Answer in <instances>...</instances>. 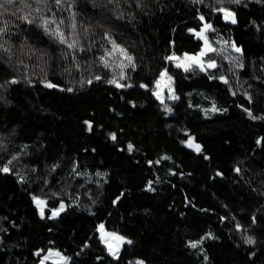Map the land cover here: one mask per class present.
I'll use <instances>...</instances> for the list:
<instances>
[{
    "label": "trees",
    "instance_id": "16d2710c",
    "mask_svg": "<svg viewBox=\"0 0 264 264\" xmlns=\"http://www.w3.org/2000/svg\"><path fill=\"white\" fill-rule=\"evenodd\" d=\"M27 2L32 24L18 19L19 3L0 9L9 25L0 36L9 49L0 48V167L17 157L0 171V264H38L51 248L65 264H264V119L245 111L264 117V0L225 3L236 24L214 10L216 0ZM41 15L63 20L60 30L77 46L47 34ZM201 15L214 29L215 51L205 57L217 66L184 71L165 57L202 49L190 31L201 30ZM108 37L134 66L107 56ZM165 69L178 96L170 112L155 95ZM213 104L220 110L207 115ZM34 196L47 201L43 217ZM100 224L132 243L114 257Z\"/></svg>",
    "mask_w": 264,
    "mask_h": 264
},
{
    "label": "snow or ice",
    "instance_id": "6c2138e0",
    "mask_svg": "<svg viewBox=\"0 0 264 264\" xmlns=\"http://www.w3.org/2000/svg\"><path fill=\"white\" fill-rule=\"evenodd\" d=\"M34 2L37 5H46L48 0H34ZM54 4L59 7L61 6L65 0H53ZM111 2V0H110ZM194 3H203L204 0H193ZM243 2V0H216L217 5H220L218 7H215V11L218 13L222 14V18L225 21H230L232 24H236L237 23V19H236V12L233 11L230 7H224L223 5L225 3L229 4V5H239ZM17 3H19L20 5H22V7H20L18 9V11L21 13V15L18 16V19L22 20L23 22H26L27 24H32L34 22V19H30V15L31 12L27 13V14H23L24 12V7H31L30 4H28L27 0H3V2H0V9H4L5 11H7L5 5H16ZM137 5H139L140 0H136ZM35 12L40 13V8L36 7L34 9ZM4 13L0 12V16H2ZM12 15H16V13H12ZM54 16V14H53ZM199 19L204 22L202 25V28L200 31H196L195 29H190V31L195 32V34L202 38L204 40V48L196 55H188L187 53H185L183 55V58L176 56V55H171L168 57H165V59L167 60H173L176 61V67L178 68H182L184 71H189L191 70V68L193 67V65L197 66L201 71H206L209 68H215L217 65L215 63V60H208V61H204L203 57H205L209 52H214L215 49L209 44L208 42V37L205 35V33L209 30H213V26L211 23H209L206 18L201 15L199 17ZM75 20V15L73 14V21ZM63 23V20L59 21V23H57V20L54 18H45L43 17V15H41L40 17V27H42L44 29V31L49 34L50 36L54 37L55 39H57L59 41V43L61 44H66L67 47L69 49L75 48L77 46V41L73 40L71 43L68 42L65 33L63 31L60 30L59 28V24ZM50 25H56L55 28H50ZM71 27L73 29L76 28V24L75 22L72 23ZM8 30H9V25L8 22L5 20L2 23H0V36H4L6 34H8ZM107 36V34H106ZM109 42L111 43L112 47L111 50H106V54L107 56H112L114 53H119L122 57H124L130 64H133L134 66V57L132 55H130L127 51V49H125L122 45L117 44L116 41L114 39H111L110 37H108ZM233 47H235V44L233 43ZM0 48L3 49V51L8 52L9 49L4 48L3 45H0ZM235 51L236 52H242V49L239 47H235ZM102 62H104L105 67H108V61L105 59V57H101L100 58ZM125 65L123 64V62L121 61L119 67L123 68ZM240 67H243V65L241 64ZM121 77H123V73H121ZM159 79L156 81V87H157V92L155 93V95L157 96L158 99L161 100V103H163V97L161 95V87L163 85V87H166L168 89V91H172L171 88V82H172V77L168 74V70L165 69L163 71H161L159 73ZM165 78H167V82H165ZM215 78V77H212ZM96 80H100L101 77L100 76H96L95 77ZM219 79H221L225 84L228 83V80L226 77L224 76H220ZM110 84H114L116 87L121 88V87H130L131 85H126L123 83H120L118 81V79L113 78L111 80L107 81ZM11 83H17L16 80L11 81ZM87 83H92V80H88ZM47 87L49 88H53V87H57V85L52 84L50 81L47 82L46 84ZM141 87H148V85H141ZM73 89L69 88L67 89V91H72ZM233 95H235V93H233ZM171 99H178V97H176L175 95L170 96ZM249 100H251V96L248 97ZM212 111H217V109L215 108V106H213V108L211 109ZM245 111L248 113L249 116H251L253 119H264V117H256L251 109H245ZM87 123V122H86ZM89 130H91V125L89 124ZM111 138L113 140L116 139V135L113 133L111 134ZM194 139V138H193ZM193 139H190L187 143L189 147H194L195 150L197 152L201 151V146L199 144H194L193 143ZM264 139V138H262ZM133 149V145L129 144L128 145V150L131 151ZM167 159V157H165ZM17 157L13 156L11 157V159H9L7 162H5L3 164V167H0V171L2 172H10L12 169L9 167V165L12 164L13 160H16ZM156 163H159V161H156ZM73 171H75V169H73ZM237 172L240 171L239 168L236 169ZM17 175H19L17 173ZM99 175V173H98ZM23 179V177H21V180ZM149 188H151V182H149ZM34 202L36 203L37 207L40 210V215L43 217L44 216V212H45V208L47 207V201L38 197V196H34L33 197ZM65 209V204L63 202H61L59 204L58 208H52L51 209V213H52V217H56L58 216L62 211H64ZM253 222H255V218H253ZM237 228H240V225L237 224ZM99 231L101 233V238L104 239L105 243H108V251L115 257L117 256V253L119 251V244L122 243H128L131 244L132 241L131 240H126L125 237L123 236H119L114 232H106L105 231V226L104 224H100L99 225ZM209 238H211V233L208 234ZM109 240H113L116 241L117 244L114 246L112 243H109ZM189 246L192 248H197L199 245H201L203 243V239L199 240V241H189ZM246 243L252 244L255 243V241L252 239V237H247L246 238ZM43 251V250H41ZM41 253L37 252L36 255L39 256ZM53 255L60 257L63 260H67V257H63L61 255V253L59 252H55L53 253L51 250H49L47 255H44L40 264H44V261L49 260ZM135 264H144V261H136Z\"/></svg>",
    "mask_w": 264,
    "mask_h": 264
},
{
    "label": "rangeland",
    "instance_id": "374dc122",
    "mask_svg": "<svg viewBox=\"0 0 264 264\" xmlns=\"http://www.w3.org/2000/svg\"><path fill=\"white\" fill-rule=\"evenodd\" d=\"M227 22H230V21H227ZM196 31H200V30H196ZM205 35L208 37L207 32L205 33ZM197 37H198V36H197ZM199 38H200V37H199ZM203 41H204V40H203ZM208 42H209V44H210L212 47H214V46L212 45V43H211L209 37H208ZM235 47H239V46L235 45ZM235 47H234V48H235ZM203 48H204V44H203V46H202V49H203ZM239 48H241V47H239ZM202 49H201V50H202ZM201 50H200V51H201ZM200 51H199V52H200ZM199 52H197V53H195V54H192V53H187V54H188V55H196V54H198ZM176 56H178V55H176ZM181 58H183V56H181ZM203 60H204V61H208V60L206 59V57H203ZM215 63H216V62H215ZM165 82H167V78H165ZM171 88H172V91H171V92L168 91V89H167L166 87H163V85H162V87H161V89H160V91H161V95H162V97H163V101H164V102H163L164 108H165L167 111H169V112L171 111L170 103H171L172 101L176 100V99H171L170 96L175 95L176 97H178L177 94H176V91H175L173 78H172V82H171ZM155 91L157 92V87H156V90H155ZM213 106H215V108H216L217 110H220L219 106H217L216 104H213V105H211L210 107H208V108L205 109V112H206L207 115H212L213 113L216 112V111H212V110H211V109L213 108ZM64 204H65V203H64ZM65 207H66V204H65ZM57 208H58V207H57ZM44 215H45V212H44ZM51 216H52V213H51ZM105 231H106V232H114V233H116V234L119 235V236H123V235H121V234L118 233V232H115V231H112V230H108V229H106V228H105ZM100 235H101V233H100ZM123 237H125V236H123ZM125 238H126V237H125ZM102 240H103V242L105 243L104 239H102ZM126 240H128V238H126ZM109 243H112L114 246L117 244V242H116V241H113V240H109ZM125 243H126V242H125ZM105 244L108 246V243H105ZM123 245H124V243L119 244V251H118V253H117V256L120 254ZM49 250H51L53 253H55V252H59V253H61V255H62L63 257H66V256H65L62 252H60L58 249L51 248V249H49ZM49 250L47 251V253H46L45 255L48 254ZM110 254H111V253H110ZM111 255H112V254H111ZM115 257H116V256H115ZM42 258H43V257H42ZM42 258H41V260H42ZM66 261H67V260H63V259H61L60 257L53 255L49 260L44 261V264H65ZM136 261H144V260L136 258V259H132L130 262H131V264H135ZM40 262H41V261H40ZM40 262H39L38 264H40ZM144 264H149V263H147L146 261H144Z\"/></svg>",
    "mask_w": 264,
    "mask_h": 264
}]
</instances>
